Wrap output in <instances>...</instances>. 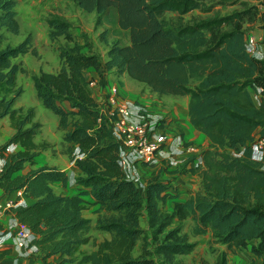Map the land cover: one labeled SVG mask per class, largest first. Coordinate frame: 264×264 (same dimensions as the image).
Returning <instances> with one entry per match:
<instances>
[{
  "label": "trees",
  "instance_id": "16d2710c",
  "mask_svg": "<svg viewBox=\"0 0 264 264\" xmlns=\"http://www.w3.org/2000/svg\"><path fill=\"white\" fill-rule=\"evenodd\" d=\"M203 1L75 0L87 12L113 7L118 27L128 33L127 43L108 45L103 68L125 72L157 93L187 94L188 122L209 140L200 150V164L179 168L196 174L198 186L187 198L173 200L168 216H188L191 234L208 231L213 241L226 248L249 244L251 252L260 255L264 251V170L250 157L249 143L255 130L257 137L264 138V105L253 102L248 88L264 82V58L255 59L244 49L243 10L172 25L161 16L164 11L185 13ZM13 4V0H0V27L16 33L19 24ZM45 21L49 39L62 36L70 45L58 47L55 71L39 69L30 74V80L35 96L57 116L61 140L72 142L81 154L73 158L71 147L65 148L67 158L79 170L73 180L83 188L71 195L54 192L50 182L65 184L68 178L65 170L54 165L41 164L17 173L36 153L32 135L38 123L30 122L32 108L12 107L22 91L15 86L16 72L25 69L11 58L27 51L36 54L29 34L14 45L0 46V90L4 92L0 117L8 115L14 128L0 143V188L3 192L23 188L33 199L11 212L37 234L36 256L43 264H155L146 255H131L141 232L139 209L143 205L149 221H155L159 203L174 197L169 190L172 184L152 173L139 191L124 176L117 162V142L106 134L107 126L84 74L87 67L100 66L97 55L81 50L67 20L50 15ZM9 143L21 148L7 152ZM84 195L104 212L94 227L109 232L110 238L93 243L95 249L73 258L89 239L83 234L89 228V219L81 215ZM193 246L194 241L181 234L175 241L158 243L156 251L186 253ZM218 264H228L224 251Z\"/></svg>",
  "mask_w": 264,
  "mask_h": 264
},
{
  "label": "rangeland",
  "instance_id": "374dc122",
  "mask_svg": "<svg viewBox=\"0 0 264 264\" xmlns=\"http://www.w3.org/2000/svg\"><path fill=\"white\" fill-rule=\"evenodd\" d=\"M13 10L18 21L19 28L16 33H11L3 26L0 27V46L14 45L22 40L27 34L30 36V44L34 47L36 54L30 51L19 54L11 58L12 62H17L25 71L20 72L18 78V86L22 87L20 101L32 102L38 100V108L46 111L50 117L56 115L47 107H45L34 94V89L30 80V73H36L39 69H56L58 67V47L68 46L70 42L62 36H56L52 39L47 37L48 26L46 18L50 15L69 20V31L73 34L75 40L83 41L85 49L94 46L100 48L102 39L106 38L109 42H117L124 44L127 33L121 31L113 24L111 10H107L105 16L108 19L107 26L98 24L99 17L93 15L89 11H84L76 5L75 0H13ZM261 3V6H258ZM240 28L244 34L255 36L256 40L264 43V0H232L223 3L205 0L195 9L178 14L174 11H164L162 17L167 24L187 23L199 18L211 17L214 15L227 14L232 11H242ZM94 12V11H93ZM99 26H98V25ZM221 28H224L222 26ZM106 36V37H105ZM254 38V37H253ZM86 42V44H84ZM108 42V41H107ZM83 51V50H82ZM84 52V51H83ZM144 86V85H143ZM145 87V86H144ZM141 91V90H140ZM140 95H144L140 93ZM145 99L153 100L157 98L147 94ZM159 99V98H157ZM61 140V137H60ZM58 141V140H56ZM64 143L66 141H60ZM41 146V145H40ZM43 147V146H41ZM58 148H50L52 152ZM48 165V164H47ZM180 168V167H178ZM152 173H147L148 178ZM164 201L159 203L160 213L153 222L149 221L146 210L143 205L140 207L139 233L131 251L133 257L146 255L151 257L155 264H218L220 253L224 251L228 264H240L241 259L249 264H261L259 258L253 259L250 255L251 250L249 244L244 247L226 248L224 245L212 240L210 234L202 235L203 245H195L186 253L167 254L164 251H156V245L162 242L175 241L181 234L186 235V240L193 237L190 232L191 220L187 217L178 219L175 216H168L170 207ZM89 209L90 207L84 205ZM95 220L97 216H101L104 212L95 208ZM173 230L170 236L168 231ZM94 226H89L83 234L91 236V241L83 244L82 249L73 255L78 258L81 253L90 249V245L94 243V239L99 237V233ZM92 243V244H91Z\"/></svg>",
  "mask_w": 264,
  "mask_h": 264
},
{
  "label": "crops",
  "instance_id": "0c3cea01",
  "mask_svg": "<svg viewBox=\"0 0 264 264\" xmlns=\"http://www.w3.org/2000/svg\"><path fill=\"white\" fill-rule=\"evenodd\" d=\"M107 10H111L114 26L120 29L121 31L127 33L125 29H121L118 27L116 22V12L113 7H108L101 13H97L95 11L93 12V10L89 12L92 13L93 15L96 14L99 17L98 24L100 26H107L108 19L105 16ZM246 35L255 38V36H251L250 34H246ZM106 38L102 39L101 41L102 46L100 48H97V50L94 48V46L85 49V47L83 46V41L76 40L78 44L81 45V50H83L84 53H88V52L95 53L100 63L99 67L97 68L87 67L84 71L86 79H91L95 81V84H92L90 86L93 94L95 96L98 95V91L100 90V85L102 86V90H106L108 85H116L117 100H120L122 98H128V99H138L148 102L149 99H145L146 96H148L147 94L156 96L157 98H159V99L157 98L153 99V101H155L158 104V107L157 106L156 107L160 109L159 108L160 106L165 110H169V113L171 114V121H170L171 130L178 131L179 133H181L182 137L185 140L191 141L199 145L200 148L206 147L209 142L208 138L200 131L194 129L188 122L187 111H186V104L188 100L187 94L157 93L151 90L144 83L131 78L125 72H117L115 68H108V69L103 68L102 64L106 58V50L108 48V45L110 44L109 40L108 39L106 40ZM128 40L129 39L127 33V38L124 44L127 43ZM42 70L55 71L56 69H42ZM19 74L20 72H16L15 86L19 85L18 84ZM262 84L264 85V82ZM140 93H143L144 95H140ZM2 94H4V92L0 90V95ZM21 94L22 91L14 100L12 107L20 108L22 111H24L27 108H32L33 114L30 118V122L35 121L38 123V126L35 128L34 133L32 135V141L36 144L35 147L36 153L32 158V162L25 163L24 166L21 168V170L17 171V173L25 172L29 168H34L41 164L54 165L56 167H59L60 169L65 170V172L68 174V178L65 184H61L58 181L50 182V186L54 192L62 195H71L77 192L79 189H82L83 186H81L78 183H75L73 180V176L76 175L79 172V170L73 166L72 164L73 162H71L67 158V152H65V148L67 146L71 147V149H74L76 145H72V142L70 141L61 143L60 137L62 131L57 127V116L51 118L50 115L46 113V111L39 109L38 108L39 103L37 99H34L32 102L20 101ZM13 130L14 128L11 124L8 115L5 114L1 116L0 143L5 141L9 137L12 134ZM254 134L256 136L257 130H255ZM40 145L43 147H41ZM57 146L58 148L55 150V152H52L50 148H56ZM19 148H21V146L18 143H11L7 147V152H12ZM2 163H3V158L2 159L0 158V168ZM138 172L143 173L144 177H146L147 173H158L159 178H161L162 180H169L171 182L172 188H169V190L173 191L174 197H169L164 200L165 203H167L168 200L167 206L170 207V210L172 208L173 200L175 199L183 200L187 198L189 195L193 194V192L196 190L198 186V176L196 174H191L188 172H180L179 168H174V166H169V167H159L157 165H149L146 167L142 166L138 168ZM18 191L20 193V196L23 198L25 204H28L33 200L31 197H29L26 194L23 188H17L9 192H3L2 189L0 188V197L14 196ZM83 197L86 201L84 202V205H86V207L89 206L90 208L86 210V208L83 206V208L81 209V215L89 219V226L91 225L95 226L96 212L94 211L95 208H98V205L88 203L87 200L90 199L88 195H84ZM187 218L190 219L188 216ZM14 221H16V219L13 216L12 212L7 211L0 215V228L8 227L12 223H14ZM95 230H97L101 234L98 233L99 237L94 239V243L102 239L110 238L109 232L97 228H95ZM205 233L206 235L210 234V232L208 231ZM202 235L203 234L193 235V237L188 238V241H194V246L203 245ZM91 239L92 237L89 236L88 241L90 242ZM83 244L79 246V249H82ZM95 247H96L95 244L90 245V249H88L86 252L95 249ZM36 253L37 252L31 254L29 253L24 254L22 248L16 247L13 243L7 241L6 243L0 245V264H43L41 259H39L36 256ZM251 254L252 255L250 256L253 259L259 258L261 260L262 256H264V251H262L260 255H255L252 252ZM63 264H67V263H63ZM240 264H249V263H246L245 260L241 259Z\"/></svg>",
  "mask_w": 264,
  "mask_h": 264
},
{
  "label": "built area",
  "instance_id": "2783aa9c",
  "mask_svg": "<svg viewBox=\"0 0 264 264\" xmlns=\"http://www.w3.org/2000/svg\"><path fill=\"white\" fill-rule=\"evenodd\" d=\"M258 6L260 7L261 3H258ZM243 38L246 53L255 59H263L264 43L247 35ZM87 82L89 87L95 84L91 79H87ZM249 92L255 104L264 105V85L250 86ZM116 94V85H108L106 90H102L100 85L98 95H93L98 102L102 120L107 126L106 134L117 142V162L124 176L133 180L139 191L144 189L146 182L143 173L138 172L139 167L157 165L178 168L182 165L189 167L201 163L202 148L185 140L178 131L171 130L169 110L160 106L158 109V104L153 100H117ZM249 147L250 157L259 161L264 170V138L255 136ZM71 154L73 158L81 155L76 146ZM19 205H25L19 191L14 196L0 197V215ZM7 241L22 248L24 254L38 251L37 234L17 220L8 227L0 228V245ZM261 264H264V256L261 258Z\"/></svg>",
  "mask_w": 264,
  "mask_h": 264
}]
</instances>
